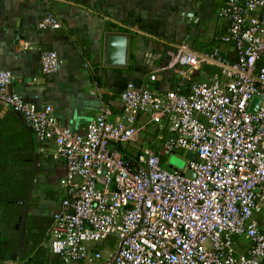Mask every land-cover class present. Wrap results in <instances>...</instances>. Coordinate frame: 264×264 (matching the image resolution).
<instances>
[{
  "label": "built area",
  "instance_id": "1",
  "mask_svg": "<svg viewBox=\"0 0 264 264\" xmlns=\"http://www.w3.org/2000/svg\"><path fill=\"white\" fill-rule=\"evenodd\" d=\"M217 15L228 23L220 39L232 45L234 60L219 47L195 53L181 43L169 53L176 89L129 84L121 114L111 120L102 110L83 134L64 126L50 105L10 90L11 72L0 71V102L38 141H52V159L65 164L48 229V247L65 264H264V0H224ZM60 25L48 13L37 27ZM40 60L44 74L61 63L53 50L41 51ZM203 65L217 70L183 91ZM141 113L165 123L170 136L158 137V150L144 144L126 160L116 145L139 140ZM177 150L193 153L185 169L165 168L161 157Z\"/></svg>",
  "mask_w": 264,
  "mask_h": 264
},
{
  "label": "crops",
  "instance_id": "2",
  "mask_svg": "<svg viewBox=\"0 0 264 264\" xmlns=\"http://www.w3.org/2000/svg\"><path fill=\"white\" fill-rule=\"evenodd\" d=\"M223 2L0 0V71L11 72L10 90L26 101L50 105L64 126L83 134L88 123L102 110H109L111 120L121 114L120 98L129 84H149L158 92L176 89L180 77L169 67L170 51L181 43H186L195 53L208 51L207 44L227 29V21L217 15ZM48 13L60 21L59 28L37 27ZM208 19L212 26L209 33ZM106 31L129 34L125 67L103 63ZM217 46L225 54L232 51L231 44L220 42ZM43 50L55 51L61 60L56 73H42ZM201 68L194 73L208 77ZM152 74L154 80L149 79ZM185 89L183 86L182 90ZM148 119L147 114L137 116L136 125L143 127L141 131L170 134L165 123L159 125ZM160 135L155 137L157 144H151L156 150L160 148ZM0 141L10 144L14 151H26L24 169L31 172L34 154H38V172L29 202V208L35 210L32 212L49 215L58 209L63 196L59 180L66 168L62 160L51 157L55 144L36 139L35 150L30 129L16 111L1 102Z\"/></svg>",
  "mask_w": 264,
  "mask_h": 264
},
{
  "label": "trees",
  "instance_id": "3",
  "mask_svg": "<svg viewBox=\"0 0 264 264\" xmlns=\"http://www.w3.org/2000/svg\"><path fill=\"white\" fill-rule=\"evenodd\" d=\"M222 35L207 44L208 51L214 47H219L217 45L221 42L220 38ZM225 55L231 61L235 59L233 51ZM263 61L264 57L258 64H262ZM201 69L207 76L214 74L217 70L215 67L208 65H203ZM192 76L193 79L191 77L190 80L184 82L185 90L189 88V84L192 82L206 79L195 73ZM150 86L148 84L149 88H151ZM149 132L143 131L141 136L143 137L149 134ZM159 132L162 134L163 139L170 136L166 131H151L150 133L155 138ZM138 142L140 146L136 145ZM143 142L145 140L141 141L140 138L135 143V146L116 145V148L124 159L131 160L140 151V148L144 145ZM152 147L156 150L154 146ZM27 155L26 151H14L10 144L8 146L7 142L0 141V264L13 261L11 260V255L17 251L19 235V228L17 226L21 222L23 201L31 172V170L24 169ZM161 159L162 161L166 160L164 156ZM31 209L32 207L28 209L25 218L22 252L14 262L16 264H65L57 255H52L48 247L50 239L48 229L54 211L49 215L40 213L39 211H36L37 213L35 212V214L33 213L35 210ZM259 219L260 227L264 230V214H260Z\"/></svg>",
  "mask_w": 264,
  "mask_h": 264
},
{
  "label": "water",
  "instance_id": "4",
  "mask_svg": "<svg viewBox=\"0 0 264 264\" xmlns=\"http://www.w3.org/2000/svg\"><path fill=\"white\" fill-rule=\"evenodd\" d=\"M128 40H129L128 33L106 31L104 33L103 63L106 65H115L119 67H125L127 63ZM258 102H259V98L254 97L252 99V104L249 110L254 112L256 110ZM16 113L21 117V119L24 121L26 126L30 129L31 136H32V139L35 145V150H37L36 137H35L33 130L28 125V123L23 119V117L18 112ZM38 161H39L38 154L35 153L33 157V168H32L30 180L27 186L26 195L23 201L21 222L17 226L19 228L17 251L15 253H12L11 255V260L13 261L16 260L21 255V252H22L25 218H26L28 208H29V202H30L31 193L34 187L35 177L38 172ZM185 175L188 177H194L192 171L190 170H187L185 172Z\"/></svg>",
  "mask_w": 264,
  "mask_h": 264
},
{
  "label": "rangeland",
  "instance_id": "5",
  "mask_svg": "<svg viewBox=\"0 0 264 264\" xmlns=\"http://www.w3.org/2000/svg\"><path fill=\"white\" fill-rule=\"evenodd\" d=\"M209 14H210V12L207 13V16ZM206 25H207V31L209 30L208 33L211 32L212 26L210 25L209 19L206 20ZM196 43H198V42H196ZM150 132H149V134H146L143 137L141 136V141L145 140V143H144L145 145L146 144H152V145L157 144V142L154 141L155 140L154 136ZM136 145L140 146V143L138 142V143H136ZM192 155H193L192 152H189V151L186 152L184 150H177L176 152H174V153L170 154L168 157H166V160L164 161V167L167 169H170V170H173V169L184 170L186 163H187V159H190L192 157ZM104 255L106 256L107 253L104 252Z\"/></svg>",
  "mask_w": 264,
  "mask_h": 264
}]
</instances>
